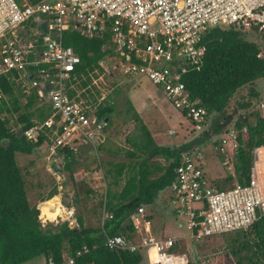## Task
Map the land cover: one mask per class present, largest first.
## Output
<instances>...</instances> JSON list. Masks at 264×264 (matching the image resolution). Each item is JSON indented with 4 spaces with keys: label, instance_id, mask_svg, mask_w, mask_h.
I'll list each match as a JSON object with an SVG mask.
<instances>
[{
    "label": "built area",
    "instance_id": "built-area-1",
    "mask_svg": "<svg viewBox=\"0 0 264 264\" xmlns=\"http://www.w3.org/2000/svg\"><path fill=\"white\" fill-rule=\"evenodd\" d=\"M35 18L45 20L47 32L35 28ZM75 24L76 31L89 39L101 40L111 33L112 55L99 63L105 74L114 69L131 79L146 78L201 132L207 112L190 98L182 78L199 70L205 54L203 37L210 28H232L264 43V0H0V79L15 82L26 95L36 89L38 98L50 106V116L23 133L34 144L44 136L40 149L48 157L63 149L76 154L84 146L96 157L105 142V123L97 120L95 109L107 96L99 92L95 102L90 97L95 94L92 86L98 87L96 80L103 81L104 74L78 90L74 72L80 58L62 42L63 32ZM81 94L86 100L78 99ZM4 98L0 87V102ZM227 147L236 148L234 130L226 131L215 149L225 153ZM195 154L182 157L167 189L172 193L171 214L191 238L200 241L244 231L264 215V146L253 150L249 183L224 190L210 183ZM102 211V221L111 218ZM146 211L140 206L129 218L133 239L114 235L106 237L104 246L153 252L155 264H179L180 257L173 254L175 240L158 239ZM80 255L81 251L76 253ZM43 264L57 263L47 258ZM61 264H75V258L65 256Z\"/></svg>",
    "mask_w": 264,
    "mask_h": 264
},
{
    "label": "trees",
    "instance_id": "trees-1",
    "mask_svg": "<svg viewBox=\"0 0 264 264\" xmlns=\"http://www.w3.org/2000/svg\"><path fill=\"white\" fill-rule=\"evenodd\" d=\"M262 39L264 41V37ZM62 42L80 58L74 72L78 79V90L89 86L92 78L106 73L99 63L112 55L114 45L110 32L98 40L81 36L78 31L69 28L63 32ZM203 44L205 54L199 70L185 74L182 82L190 98L198 102V107L206 110V119L215 116L214 122L226 114L239 90L253 87L257 81L264 79V43L251 41L244 33L232 28L213 27L203 37ZM107 76L110 75L107 73ZM0 87L7 97L0 102V264H25L38 257L52 258L55 263L61 264L65 256L74 257L75 264H142L143 253L109 250L104 246L105 239L114 235L134 238L129 220L131 214L140 206L154 205L158 194L174 182L182 154H192L190 147L203 140L175 148L159 147L142 125L141 135L129 140L132 150L125 152L130 162H105L102 166L106 186L98 206L111 218L104 219L96 229L86 227L81 216L76 217L75 228H71L67 221L43 226L39 219L40 211L28 201L25 181L16 164V154L30 155L36 150L40 151L46 138L41 136L39 142L34 144L27 141L23 133L35 122L47 119L51 108L38 98L36 89L26 95L15 82L6 79H0ZM252 90L250 97L259 98L260 91ZM69 94L75 96L74 91ZM90 97L95 102V98L100 97L99 91L96 90L95 95ZM78 99L86 100L85 94ZM114 105L112 95H108L95 109L98 121L105 123L107 119L103 126L105 134L115 112ZM238 106L243 113L237 116L232 128L236 133L235 173L210 182L217 190L229 189L235 184L247 185L253 150L264 146V102L255 103L250 109H247L248 104ZM260 108L263 109L262 114L258 111ZM129 110L132 111V118L141 122L131 104ZM183 115L186 116L185 113ZM229 122L227 120L224 125ZM216 133H220V130ZM57 156L62 157V171L69 175L77 191L79 183L75 175V153L63 149L58 151ZM101 165L98 168L102 169ZM131 165H137V174L126 169ZM124 171L126 180L118 190ZM157 171H160V175L152 178ZM82 187L86 195L94 193L87 183H82ZM57 194L55 186L45 197H40L41 202L48 200L41 203L40 210L49 202L57 203L58 199L54 197ZM72 202L77 204L78 194ZM174 248H177L176 244ZM226 249V264H264V215L248 229L231 233ZM80 251L81 255L76 257Z\"/></svg>",
    "mask_w": 264,
    "mask_h": 264
},
{
    "label": "rangeland",
    "instance_id": "rangeland-1",
    "mask_svg": "<svg viewBox=\"0 0 264 264\" xmlns=\"http://www.w3.org/2000/svg\"><path fill=\"white\" fill-rule=\"evenodd\" d=\"M247 38L254 42L258 41V38L254 36H247ZM108 62L111 64V67H113V62ZM104 66L106 67V64H104ZM111 72H113L115 76L114 80L104 73V75H102L103 81L96 80L99 89L97 86H92V88H95L94 92L97 90L101 93V97L112 95V100L115 103V112L110 119V124L108 125L109 127H107V133L105 135L106 141L102 144L107 151L100 152L99 158L93 156L96 158L95 162L98 163V161H100V164H102L101 168L102 166L104 167L105 162H110L109 158L112 152L116 153L114 155V157H116L113 160L114 162H126L127 164L130 162L125 156V152L132 149V144L129 140H132L134 136L140 134L142 125H145L146 129L157 142L162 141L165 147L167 146L170 148L187 144L192 138L199 136L203 132H198L193 127L190 120L184 116L183 113L174 109L163 95L158 96V90L146 78H141L139 80V87L151 91L156 96L158 102L153 100L151 103L150 100L140 97L139 102L144 103V107L139 114L141 122L135 121L132 118V111L129 110L130 102L128 95L131 91V84H124L125 82L133 81L130 77L122 75L119 71L113 69ZM254 88L260 91L259 98L250 97L249 93L253 91L252 89ZM6 99L7 97L4 98V100ZM261 102H264V79L257 81L256 85L253 87L249 86L239 90L226 111V115L231 116L230 122L220 128V133L216 134L218 135L217 137L212 134L202 146L198 147L197 151V148L193 150L196 153L194 158L202 165L203 171L209 181L218 179L220 174L223 176L234 175V148L227 147L225 153H220L218 150L216 151L215 147H217V145L214 144L219 142V137L223 135L226 130L233 128L237 116L243 113L238 106L239 104H248L249 106L247 109H250L255 103L260 104ZM159 111H161L162 114H160ZM258 111L261 114L263 113V109L261 108L258 109ZM213 118H215V116H210L206 122L210 123ZM203 130L206 132L208 128L205 126ZM15 131L17 132L18 129ZM42 149H39L40 151L36 150L30 155L16 154V164L20 168L24 178L28 201L31 205H37V203L41 201L40 197H45L55 186L57 187L58 202H49L51 203L49 205L51 207H56L59 212L58 214L62 215L57 218V222L54 220H47L46 224H43L45 223L44 219L39 216L42 225H55L62 221H67L71 228H75L76 217L81 216L86 227L94 229L100 227L102 224L100 221L102 212L99 209L98 203L102 199L106 183L102 180L101 173H99L97 179H95L87 172L88 170L84 164L88 160L86 156L88 148L86 146L80 147L79 151L77 150L75 154L77 159L75 175L79 186L76 191L77 193L75 192L71 200L66 191L69 185L67 175L66 173H64V175L62 174V176L60 174L63 168L62 157H48L47 153ZM134 163L135 162L132 164ZM126 169L129 170L130 173L133 172L135 174L139 171L137 165H131ZM103 170L102 168V171ZM82 172H85V175ZM92 180H94L99 187H96V190L94 189L93 194L86 195L82 183L88 182L87 184H90ZM62 182L64 183L63 185L61 184ZM76 194H78V202L77 204H73L72 201L75 199ZM171 196V191L167 192V190H165L157 197L158 201L155 205L144 206L147 209V214L150 215L152 219L153 234L158 239L170 237L175 240L177 248H174L173 254L180 257L178 259L179 264H226L228 255L226 244L231 233L213 235L203 238L200 241H195L191 238V234L186 228L180 227L182 221L180 219H175L173 214H171L169 207ZM66 203H70L72 208H69ZM62 205L65 207L64 211L61 208ZM55 210V208H46L43 210V214L47 218H51L50 216H54ZM67 210L71 212V215L68 214ZM72 215L74 221L71 218ZM149 254L152 262L158 260L155 253L150 252ZM43 261V257H38L25 264H43ZM153 264L155 263L153 262ZM167 264L171 263L169 262Z\"/></svg>",
    "mask_w": 264,
    "mask_h": 264
},
{
    "label": "crops",
    "instance_id": "crops-1",
    "mask_svg": "<svg viewBox=\"0 0 264 264\" xmlns=\"http://www.w3.org/2000/svg\"><path fill=\"white\" fill-rule=\"evenodd\" d=\"M102 74H104V73H102ZM110 78H112L113 80L115 79V76H114V74L112 73L110 76H109ZM140 79H132V81L133 82H125L124 84H127V83H129V84H131V91H130V93H129V95H128V98H129V102H130V104L132 105V107L134 108V110H135V112L138 114V116H139V118H140V111L143 109V107H144V103L143 102H139L140 101V97H143V98H145L146 100H150L151 101V103L153 102V100L154 101H157L158 102V100L156 99V96L151 92V91H148L147 89H143V88H140L139 87V84H140V81H139ZM157 90H158V93H157V95L159 96V95H163L162 94V92L158 89V88H156ZM161 93H160V92ZM164 96V95H163ZM262 106V105H261ZM159 113L160 114H162L161 113V111H159ZM171 133V132H170ZM106 135V134H105ZM152 136V135H151ZM152 139H153V141L155 142V144L157 145V146H161V147H165L164 145H163V142L162 141H159V142H157L156 140H155V138L152 136ZM105 141H106V137H105ZM127 142V141H126ZM104 144V143H103ZM101 146L102 145H100L99 147H98V156H96V158H99L100 156H99V153L100 152H102V151H104V152H106V150L103 148V149H101ZM181 146V145H180ZM180 146H173L172 148H175V147H180ZM167 147V146H166ZM88 149H87V153H86V156L88 157V160H87V162L84 164V165H86V169L88 170L87 172L92 176V177H94L95 179H97V175L99 174V173H101V177H102V180H103V171H102V169H100V168H98V165H100V161H98V163L97 162H95V159L96 158H94L95 157V155L92 153V150L89 148V147H87ZM170 148V147H169ZM90 149V150H89ZM132 150V149H131ZM116 153L115 152H112V154H111V156H110V162L112 163V164H117L116 162H114L113 160H114V158H116V157H114V155H115ZM94 156V157H93ZM157 161L158 162H160L161 160L158 158L157 159ZM119 163H126V162H119ZM83 171V170H82ZM63 171H60V174H61V176H62V173ZM58 173H59V171H58ZM84 175H85V172H82ZM124 176H122V178H120V183H119V186H118V190H120L121 188H122V186L124 185V183H125V180H126V175H125V171H124ZM64 175V174H63ZM67 175V174H66ZM160 175V171H157L156 173H154L153 175H152V178H154V177H158ZM223 177H226V175L225 176H223L222 174H220V177H218V179H220V178H223ZM63 178V177H62ZM93 178V179H94ZM215 180V179H214ZM213 180V181H214ZM210 182H212V181H210ZM86 183H88V182H86ZM89 185V188L90 189H92L93 191H94V189L96 188V187H99L98 185H97V183L94 181V180H92L91 181V183L90 184H88ZM96 190V189H95ZM167 190V189H166ZM165 191V190H164ZM164 191H162V192H164ZM162 192H160L159 194H158V196L162 193ZM54 197H57V196H54ZM46 201H48V200H46ZM46 201H40V202H38L37 203V209L40 211V217H42L43 219H44V222L45 223H43V224H46V221L48 220V221H56L57 220V218L58 217H61V215L62 214H58L59 212H58V210H57V208L56 207H51L50 205H48V206H44V207H42L41 208V210H40V205H41V203H44V202H46ZM157 201H158V199L155 201V203H154V205L157 203ZM47 204H51V203H47ZM71 205L70 203H67L66 205L67 206H69V205ZM44 205H46V204H44ZM65 205V206H66ZM43 206V205H42ZM72 208V205L71 206H69V208ZM46 208H55L56 210H55V214H54V216H50L51 218H47L46 216H44V214H43V210L44 209H46ZM61 208H62V210L64 211V208L65 207H63V205L61 206ZM71 211V210H70ZM67 212H68V210H67ZM67 212H66V214H67ZM102 212V217H101V222H102V219H103V211H101ZM63 214H65V213H63ZM68 214L69 215H71V212H68ZM105 214H107V213H105ZM72 220L74 221V218H73V215H72ZM46 219V220H45ZM69 220V219H68ZM40 221H41V219H40ZM62 221V220H61ZM76 221V220H75ZM57 222V221H56ZM63 222V221H62ZM42 223V222H41ZM85 223V222H84ZM44 259V258H43ZM143 262H142V264H153V262H155V261H151V258H150V254H149V252L148 253H143Z\"/></svg>",
    "mask_w": 264,
    "mask_h": 264
},
{
    "label": "flooded vegetation",
    "instance_id": "flooded-vegetation-1",
    "mask_svg": "<svg viewBox=\"0 0 264 264\" xmlns=\"http://www.w3.org/2000/svg\"><path fill=\"white\" fill-rule=\"evenodd\" d=\"M230 119H231V116H227L226 114L225 115H223V117H221L219 120H217V121H211L210 123H207L206 122V127L208 128V130L206 131V133L204 132H200L201 134L199 135V136H196L195 138H192V140L190 141V142H188V143H192V142H194L195 140H203L202 141V143H200V144H198V145H196V144H193L191 147H190V149H189V151H190V153H193L194 151V149H196V151L198 150V147H200V146H202L204 143H205V141L210 137V136H212V134L213 135H216V134H218V133H216L217 131H219L220 130V128H222V126H224V124H225V122L227 121V120H229L230 121ZM219 129V130H218ZM204 137H206V138H204ZM195 153V152H194ZM63 174L65 173V172H62Z\"/></svg>",
    "mask_w": 264,
    "mask_h": 264
},
{
    "label": "water",
    "instance_id": "water-1",
    "mask_svg": "<svg viewBox=\"0 0 264 264\" xmlns=\"http://www.w3.org/2000/svg\"><path fill=\"white\" fill-rule=\"evenodd\" d=\"M34 21L36 22V25H35V28L38 29L40 28L43 32H47L46 31V22L45 20H39L38 18H35ZM72 29L73 30H76L77 29V24L73 25L72 26ZM105 123H107V119H105ZM203 132H205V130H203ZM218 135H216L217 137ZM220 138V137H219ZM186 156V154H182V157ZM67 180H68V187L66 189L68 195H69V199L71 200L73 198V195L75 194L76 192V188L72 182V180L70 179L69 175L67 174ZM62 185L64 184L63 182L61 183ZM72 195V196H71ZM67 204V203H66Z\"/></svg>",
    "mask_w": 264,
    "mask_h": 264
},
{
    "label": "bare ground",
    "instance_id": "bare-ground-1",
    "mask_svg": "<svg viewBox=\"0 0 264 264\" xmlns=\"http://www.w3.org/2000/svg\"><path fill=\"white\" fill-rule=\"evenodd\" d=\"M206 121H207V119H206ZM205 126H206V123L204 124V128H205ZM204 128H203V129H204ZM230 130H233V129H230ZM202 131H203V130H202ZM221 136H222V135H221ZM221 136H220V138H221ZM220 138H219V140H220Z\"/></svg>",
    "mask_w": 264,
    "mask_h": 264
}]
</instances>
